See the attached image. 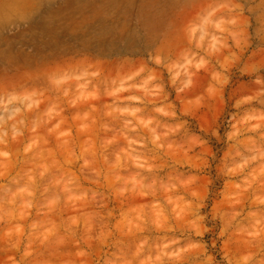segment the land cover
Segmentation results:
<instances>
[{"label": "rangeland", "instance_id": "rangeland-1", "mask_svg": "<svg viewBox=\"0 0 264 264\" xmlns=\"http://www.w3.org/2000/svg\"><path fill=\"white\" fill-rule=\"evenodd\" d=\"M0 264H264V0H0Z\"/></svg>", "mask_w": 264, "mask_h": 264}]
</instances>
